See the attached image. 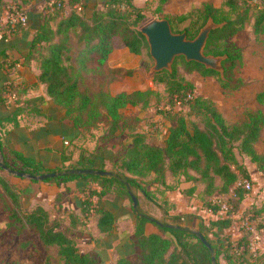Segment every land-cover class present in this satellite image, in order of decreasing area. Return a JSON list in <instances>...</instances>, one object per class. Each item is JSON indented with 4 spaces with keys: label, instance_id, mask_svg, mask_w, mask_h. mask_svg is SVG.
<instances>
[{
    "label": "trees",
    "instance_id": "16d2710c",
    "mask_svg": "<svg viewBox=\"0 0 264 264\" xmlns=\"http://www.w3.org/2000/svg\"><path fill=\"white\" fill-rule=\"evenodd\" d=\"M21 1L25 4L30 0ZM165 1L158 0L159 6L154 12H159ZM246 1L224 0L221 7L205 3L196 10L193 22L182 28L186 36L192 38L208 18L224 23L222 27L210 31L204 47L206 54L227 55L221 62L222 76L195 61L186 62L183 57L174 59L170 72H153L155 82L162 84L172 102L175 97L182 100L188 94L192 96L187 100L189 113H173L159 145L150 143L143 132L133 131L126 126L127 119L121 112L127 106L146 107L152 92L135 90L112 94L108 87L111 81L128 75L130 70L109 68L106 76L97 84V90L92 93L89 92V86L81 85L83 74L90 71L91 67L99 74L105 71L108 56L118 42L132 54H139L143 48L147 49L144 37L136 28L144 18L141 10L133 8L134 19L129 22L132 14L120 8L123 0H107L99 10L93 7L89 9L85 3H81L80 8L76 9L75 5L79 0H67L45 11L41 24L30 39L22 63L35 61L39 70L37 78L44 85L46 95L63 110L64 117L74 128H81L82 125L93 123L98 117L104 116L107 126L100 141L106 142L125 133L120 140H124L122 150L111 154L114 163L109 169L110 175L68 173L71 169H105L103 158L78 146L72 151L61 152V164L48 172L62 174L44 182L57 184L59 181L65 183L75 179L89 182L90 185L78 188L80 192H86L81 202L80 215L84 218L92 216L101 234L108 235L114 231L115 218L109 210L94 204L92 198L113 195L130 199L129 187H133L159 206L149 195L150 190L142 185L146 177H150V182L146 183L155 186L154 191L160 195L161 202H168L165 199L166 191L178 189L183 196L197 200L201 208L214 216L206 222L198 220L194 230L181 224L184 219H191L192 214L181 216L164 210L163 215L167 221L161 222V225L137 214L132 238L135 259L121 256L115 264H212L209 250L196 233L201 234L211 246L215 264H218L219 258L227 264H259L264 256V252L254 256L249 251L248 233L233 241L227 232L233 223L231 216L235 213L234 209L246 194V190L237 183L244 178L250 179L236 159L235 150L247 156L256 169L264 173V152L260 153L255 148L264 125V114L261 111H247L241 123H230L212 101L194 95L193 83L178 71L180 66L187 75L196 72L202 76L215 77L223 90H234L241 86L239 79L228 75L224 66L227 62L234 65L236 56H232L221 43L244 29L251 21L255 35L264 33V0H255V4ZM2 3L0 0V23L5 4ZM177 19L183 22L186 16H179ZM21 28L15 27L18 30ZM71 32L75 37V44L80 48L74 59ZM18 92L19 85L2 83L0 104L8 100V95H13L15 101ZM83 113L86 114L85 119ZM11 154L19 164L17 170L32 175L44 172L39 161L16 151H11ZM2 156L3 163L8 166L6 156ZM167 176L170 178L169 182ZM0 186L12 200V215L34 231L41 246L54 248L61 264H99L94 255L81 252L75 238L62 231L58 221L51 218L41 205H35L28 211L21 210L18 193L2 175ZM216 195L227 197L225 203L228 209L224 215L218 214V198L213 199ZM76 215L72 213L70 216L74 220L78 217ZM150 224L155 226V231L149 229ZM256 229L264 230V225ZM42 264L54 263L51 258L46 257Z\"/></svg>",
    "mask_w": 264,
    "mask_h": 264
},
{
    "label": "rangeland",
    "instance_id": "374dc122",
    "mask_svg": "<svg viewBox=\"0 0 264 264\" xmlns=\"http://www.w3.org/2000/svg\"><path fill=\"white\" fill-rule=\"evenodd\" d=\"M12 1L16 0H2V4L5 3V6ZM81 1L88 4L89 9L93 7V9L99 10L107 0ZM250 1H252L251 4L256 3L255 0H247L246 2L249 3ZM223 2L224 0H166L160 6V11L154 12L159 6L158 0H123V5L120 8L124 9V12L132 14L128 20L129 22L134 19L135 12L133 11L135 10L133 8L141 10V15L144 18L137 24V29L149 20L166 18L171 29L174 32H180L183 27L193 22L196 10L201 8L203 4L208 3L214 7H221ZM77 4L81 6V2ZM24 8L27 13V24L19 30L11 29L8 34L9 39L0 41L16 43V36L11 39L12 36L18 35V33H22L29 26H32V20L41 21L43 14L46 13L44 0H30L24 4ZM179 16H186V20L179 22L177 19ZM70 40L74 44V50L72 51L74 59L80 48L75 44V37L72 32ZM117 44L118 47L116 46L109 56L108 67L105 68V71L99 74L91 67L90 71L83 74L81 85L89 86V92L92 93L97 90V84L106 76L109 67L116 66L130 70L128 75L111 81L108 87L113 94L121 91L130 93L135 90H149L152 92L146 107L143 108L140 105L127 106L121 112L127 119L126 126H129L133 131L143 132L150 143L159 145L162 134L165 132V127L170 124V117L173 113L175 111H180L186 115L189 113L188 102L182 101L180 107L175 106L164 92L162 84L155 82L153 72L150 70L153 62L148 54V47L147 49L143 48L139 54H132L126 48L120 46L119 42ZM221 45L226 47L232 56H236L234 65L231 66L227 62L224 66L228 70V75H231L234 79H239L242 83L239 88L223 90L215 77L202 76L196 72L187 75L180 66H178L179 74L193 83L194 95L212 101L221 115L230 123H241L247 111H261L264 114V33L255 35L251 21L244 29L224 40ZM17 80L18 77L12 73L4 80V83H17ZM10 100L12 99L8 98L7 101ZM82 116L84 119L86 118L85 113ZM106 126V118L100 116L93 123L82 125L79 133L73 139L74 142H68V139L72 137L71 133L64 134L66 137L63 139V144L69 143L67 152L78 146L85 147L92 155L99 154L98 152L100 151L104 157L103 159L106 160L104 170L109 171L112 163H114V159H111V156L115 152L122 150L124 140H120L125 133L122 132L120 136L106 140V142L100 141V138L104 137ZM255 148L260 153L264 152V125ZM2 151H4L2 154L6 156L5 162L8 166L17 170L19 164L9 153L6 144H4ZM235 156L239 164L246 170L252 187L246 191L245 197L238 207L234 209L235 211L233 210L235 212L231 216L233 224H236L242 216H248V222L252 226H262L264 225V173L259 172L255 164L247 156L238 153L236 150ZM51 166L50 161L46 163V166L43 165V173L50 171ZM0 175L14 186L20 197L19 208L21 210L28 211L35 205H41L49 212L51 218L58 221L62 231L71 234L75 238L81 252L94 255L99 264H115L116 260L121 256L134 260L136 251L132 244V238L136 215L143 214L159 222H166L163 211L171 210L170 204L174 205L170 201L161 202L160 195L154 191L155 186L147 184L150 182V177H146L142 185L150 190L149 195L155 199L159 206L152 200L146 199L143 194L133 187H129V191L137 200L135 209L132 207L131 198L122 199L112 195H106L100 199L93 197L92 201L94 204L111 210L115 218L116 227L114 231L108 235L101 234L98 232L95 226V219L92 216L84 218L80 215L81 202L86 192H80L78 186L84 181L83 179H75L65 183L59 181L57 184L50 185L10 175L2 169H0ZM169 193L174 200L176 195L173 192ZM215 198H218L220 202H225L227 197L216 195L213 199ZM183 204L192 205V202L186 199L183 200ZM176 206L177 211L181 213L184 207L180 208L181 206L178 203ZM231 206L233 205H229V207ZM12 208V200L0 186V264H42L46 257L51 258L54 264H61L56 250L41 246L34 231L29 226L23 225L16 216L12 215V212H14ZM194 208L195 206H192L193 213H191L194 226L198 220L203 219L206 222V220L212 218L208 216L209 213L205 212L200 205ZM257 210L260 211L258 212ZM72 213L77 214L76 217L78 216L74 220L70 216ZM148 227L152 231L156 230L152 224L148 225ZM256 230L258 232V243L256 244L257 249L255 252L260 254L264 252V230ZM261 262H264V256L259 261V264Z\"/></svg>",
    "mask_w": 264,
    "mask_h": 264
},
{
    "label": "crops",
    "instance_id": "0c3cea01",
    "mask_svg": "<svg viewBox=\"0 0 264 264\" xmlns=\"http://www.w3.org/2000/svg\"><path fill=\"white\" fill-rule=\"evenodd\" d=\"M79 2L85 3L81 0ZM41 22L42 20L34 19L31 23L32 26H29L22 33H18V35H13L11 39L16 36V43L0 41V85L12 73L18 77L16 85H19L17 99L14 101L12 98V100L0 104V142L1 154L4 152L2 151L4 144H6L10 154L11 151L19 152L23 156L39 161L42 166H46V163L50 161L52 165L50 169L52 170L61 164V152H67L68 142H74L73 139L79 133L80 128H74L68 119L64 117L63 110L46 95L44 85L37 78L39 70L35 61L32 60L28 64L22 63L30 39ZM109 68H116V66ZM66 133H71L72 137L68 139L67 143L63 144V139L66 137L64 134ZM98 153V157L104 158L100 151ZM73 155L75 157L74 153ZM104 161L106 163L105 159ZM169 181L170 178L167 176V182ZM85 185H90V183L84 180L78 187ZM92 186L96 188V185L93 184ZM169 192L176 195L174 200ZM165 199L174 204H170L172 208L170 207L169 214H191L193 213L192 206L196 208L197 205H200L197 200L183 196L178 189L166 191ZM186 199L190 200L192 205H184L183 200ZM175 203H178L181 206L180 208L184 207L183 211L180 209L181 213L177 211ZM109 211L111 212V210ZM208 216L214 217L212 215ZM192 220L193 218L184 219L181 224L186 228L195 230L197 222L194 226ZM218 264L227 263L220 258Z\"/></svg>",
    "mask_w": 264,
    "mask_h": 264
},
{
    "label": "water",
    "instance_id": "95a60500",
    "mask_svg": "<svg viewBox=\"0 0 264 264\" xmlns=\"http://www.w3.org/2000/svg\"><path fill=\"white\" fill-rule=\"evenodd\" d=\"M223 22H214L211 18L198 29L194 37L188 38L184 31L174 32L171 29L168 19L166 18H155L144 23L139 31L144 37L147 47L148 54L152 59V66L150 70L152 72H160L162 70L171 71L172 63L175 58L183 57L186 62L195 61L202 64L205 68L215 70L223 75V67L221 62L227 57L226 54L223 55H212L206 54L204 52V47L206 40L211 30L220 28L223 26ZM0 169L4 170L6 173L28 180L33 181H44L49 178H54L60 176L62 172H46L41 174H28L20 170L12 169L3 163V156L1 154L0 148ZM68 173L82 175V174H92V175H110L111 173L107 170H95L91 168L85 169H71ZM132 200L133 209L136 208L137 200L132 193H129ZM148 220L161 225V222L154 218L145 216ZM170 226V225H167ZM198 238L202 241L204 246L209 250L211 254L212 264H215V259L213 255V250L205 238L196 233Z\"/></svg>",
    "mask_w": 264,
    "mask_h": 264
},
{
    "label": "built area",
    "instance_id": "2783aa9c",
    "mask_svg": "<svg viewBox=\"0 0 264 264\" xmlns=\"http://www.w3.org/2000/svg\"><path fill=\"white\" fill-rule=\"evenodd\" d=\"M45 1V11L50 10L54 7V5H59L61 2H66L67 0H44ZM76 9H79L80 6L78 4L75 5ZM27 24V13L24 8V4L21 0L12 1L4 6L3 9V15H2V21L0 23V40H8V34L10 33L11 29H15V27L20 26L24 27ZM9 83H7L8 85ZM13 86L16 85V83H12ZM13 95H8L7 98L12 99ZM191 95H186L183 100L179 98H174L173 102L174 105L177 107H180V105L183 102H186L188 99H191ZM238 185H241L242 188H244L246 191H248L252 185L251 182L247 179L239 180ZM217 203L219 204V215H224L225 212L228 209V206L225 202H220L218 199ZM203 209V208H202ZM205 212H207L205 209H203ZM201 211V210H200ZM209 213V212H207ZM209 215H212L209 213ZM213 216V215H212ZM248 216H242L241 219L236 222V224H233L230 226V228L227 230L228 234H230L232 240H237L239 237H241L244 233H248V249L252 254L256 255V244L258 243V232L256 230V227L252 226L249 222ZM233 240V241H234ZM236 243V242H235ZM235 243L233 245H235ZM242 249V248H241Z\"/></svg>",
    "mask_w": 264,
    "mask_h": 264
}]
</instances>
